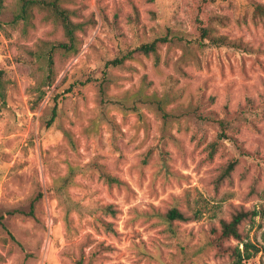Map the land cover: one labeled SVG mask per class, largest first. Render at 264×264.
Returning <instances> with one entry per match:
<instances>
[{
	"label": "rangeland",
	"instance_id": "1",
	"mask_svg": "<svg viewBox=\"0 0 264 264\" xmlns=\"http://www.w3.org/2000/svg\"><path fill=\"white\" fill-rule=\"evenodd\" d=\"M252 2L264 5L64 0L85 29L77 54L51 53L50 84L61 29L40 14L14 24L17 0H0V264H233L239 243L215 231L237 210L264 212V20ZM197 17L252 51L210 44ZM160 39L158 62L136 52ZM171 208L195 217L169 223ZM240 232L261 248L243 264H264V213Z\"/></svg>",
	"mask_w": 264,
	"mask_h": 264
},
{
	"label": "trees",
	"instance_id": "2",
	"mask_svg": "<svg viewBox=\"0 0 264 264\" xmlns=\"http://www.w3.org/2000/svg\"><path fill=\"white\" fill-rule=\"evenodd\" d=\"M64 0H17V11L13 17V23L18 24L22 22L25 27L32 26V19L35 17V14L42 15V20L45 23H51L54 27L60 28L63 36V42H57L55 45H51L50 51L47 58L48 63V75L46 77L48 83H52V73H53V62L51 59L52 52L61 51L64 54L75 55L78 53L79 49V33H82L85 29V23L75 21L76 13L73 10L63 7ZM216 0H201L203 5L214 4ZM253 9V19H262L264 20V5L256 2H252ZM202 9V7L200 8ZM217 20V18L209 17L203 19L197 17V23L199 25L200 35L203 39H206L210 44L215 46H228L231 48H237L244 52L252 51L251 48H248L240 41H230L223 36H213L212 32V23ZM164 39L155 40L149 44L141 45L136 52L144 54L146 56L153 55L155 62H158L157 54V44L163 42ZM43 47H46L50 44L47 42H41ZM132 57V53L129 52L124 54L120 58L112 60L109 64L111 66H120L124 63L125 60H128ZM0 72V101L3 103L5 100V84L1 79ZM160 111H162V116L165 119L168 114L164 111L160 103L156 102ZM56 105L52 111V117L50 120L53 121L56 117ZM214 152V148L210 152V157ZM237 165L236 161H230L226 163L220 171L219 176L215 179L216 187L220 186L225 180L231 177V173L234 171ZM105 182L108 185H116L118 187L124 186L125 184L115 177L104 175ZM106 211L114 214L115 210L112 206L106 208ZM263 211H245L237 210L235 211L228 221H222L220 223L219 230L215 231L217 233L218 241L223 244V242H228L230 240H235L239 243L237 247L230 248V253L227 255L233 262V264H243L246 261L250 260L252 257L256 256L261 252V248L258 245H255L251 242H246L243 239V236L240 232V226L243 222L247 220H254L256 217L263 215ZM31 215V212H30ZM195 216H188L177 208H171L166 211L164 214V219L171 222H188L194 219ZM264 239V235H263Z\"/></svg>",
	"mask_w": 264,
	"mask_h": 264
}]
</instances>
